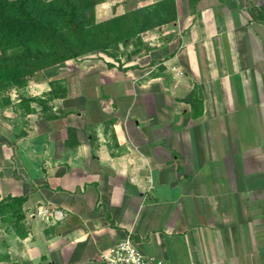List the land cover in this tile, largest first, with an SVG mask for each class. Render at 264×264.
<instances>
[{"label":"crops","instance_id":"obj_1","mask_svg":"<svg viewBox=\"0 0 264 264\" xmlns=\"http://www.w3.org/2000/svg\"><path fill=\"white\" fill-rule=\"evenodd\" d=\"M163 1L103 0L96 19ZM175 1V22L137 37L146 53L70 60L1 117L22 176L4 191L27 198L21 264H106L128 234L158 264H264V0Z\"/></svg>","mask_w":264,"mask_h":264},{"label":"trees","instance_id":"obj_2","mask_svg":"<svg viewBox=\"0 0 264 264\" xmlns=\"http://www.w3.org/2000/svg\"><path fill=\"white\" fill-rule=\"evenodd\" d=\"M102 1L0 0V92L25 88L33 78L45 80L70 60L98 50L107 53L113 43L127 45L177 19L176 1L165 0L98 22L96 6ZM26 201L13 197L0 202L1 220L19 237L27 235L22 227Z\"/></svg>","mask_w":264,"mask_h":264},{"label":"rangeland","instance_id":"obj_3","mask_svg":"<svg viewBox=\"0 0 264 264\" xmlns=\"http://www.w3.org/2000/svg\"><path fill=\"white\" fill-rule=\"evenodd\" d=\"M10 1H15V0H10ZM50 1V0H47ZM99 22V21H98ZM140 40V41H139ZM139 41V42H138ZM109 52L105 53L102 50L98 51H93L89 54H97L99 58H103L104 60H109L110 66H119L121 67L122 64V59H120V55H124L125 61L131 60V55L133 53H141L144 52L146 53L147 51V45L146 43L142 42L141 37L137 39L131 40L127 45H118L113 43L111 44L109 48ZM2 54L0 50V55ZM88 55V54H87ZM70 69L74 68L77 63H71L69 64ZM66 67V64L65 66ZM61 67V68H63ZM59 68V69H61ZM69 72H65L62 77L67 78ZM61 75H58V77ZM73 74L68 77V80L73 82L74 78ZM47 78V77H46ZM73 78V79H71ZM41 79L39 78H33L30 80V82H39ZM47 80V79H46ZM57 83L58 81L55 80ZM29 82V84H30ZM263 82H264V76H263ZM29 84L26 86L28 87ZM52 85H54V81H51ZM25 87V88H26ZM25 88H10L7 89L6 91L0 92V202H3L5 200L11 199L10 196H7V193L4 191V183L5 179L11 178L13 176L14 179L20 181L21 172H20V165H18V158H16L17 154H14L16 151V144H13L12 146L8 143L7 138L5 137V132L4 130L7 128V126L4 125L3 121L1 120V117L6 115V113H10L13 115L19 116L21 114L20 111V106L23 104L24 101V93ZM53 92L58 98H66L68 94L67 89H61L55 86L53 88ZM72 93V91H70ZM52 97V96H51ZM263 97V95H262ZM22 99V100H21ZM34 102L36 101H41V98H33L32 99ZM263 103L261 102L260 104L256 105V110L258 114V127L262 131L261 137L263 139ZM12 107V108H11ZM249 119V118H248ZM247 121V120H246ZM249 123V127L252 128L250 129L251 131L248 133L249 137L246 138L249 140L250 138L254 137L255 131H256V124L255 121L251 120ZM240 135V131L237 130V136ZM18 197V196H16ZM24 197V196H20ZM13 198V197H12ZM23 211V210H22ZM15 240H17V234L15 230L12 228V225H10L8 222H4L1 220V215H0V264H21L20 262V256L18 254V251L12 250V245L15 244Z\"/></svg>","mask_w":264,"mask_h":264},{"label":"built area","instance_id":"obj_4","mask_svg":"<svg viewBox=\"0 0 264 264\" xmlns=\"http://www.w3.org/2000/svg\"><path fill=\"white\" fill-rule=\"evenodd\" d=\"M38 214L57 218L59 213L39 209ZM101 258L106 264H158L155 257L146 255L139 250L131 234L126 235L112 248L103 252Z\"/></svg>","mask_w":264,"mask_h":264}]
</instances>
